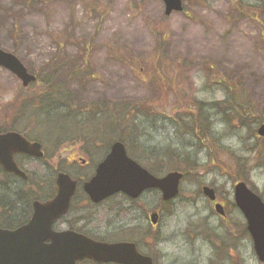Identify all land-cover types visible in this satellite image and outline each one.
<instances>
[{
  "label": "rangeland",
  "instance_id": "obj_1",
  "mask_svg": "<svg viewBox=\"0 0 264 264\" xmlns=\"http://www.w3.org/2000/svg\"><path fill=\"white\" fill-rule=\"evenodd\" d=\"M183 3L184 12L166 16L162 0H78L72 2L73 8L63 0H53L48 5L41 0H0V47L17 56L35 74L56 58L69 63L74 59L77 66L88 65L94 79L62 78L76 108L103 101L143 104L155 100L154 115L141 117L142 126L139 119L136 121L141 138L129 144L130 156L147 168L155 165L158 176L174 170V163L155 164L151 155L172 157L175 153L202 165L183 179L179 196L170 203L162 202L160 192L149 191L133 202L117 195L100 207L98 210L104 212L99 220L104 239L134 241L155 264H262L255 255L245 218L231 205L237 183L234 179L245 181L264 200V138L254 136L249 129H230L211 113L212 132L222 149L208 146L207 141L201 147L181 123L190 114V98L205 103L224 99L216 85V79L222 76L239 80L264 117V0H243L242 4L238 0ZM94 7L104 15L102 20L89 13ZM160 28L164 29L160 33L166 35L164 48ZM159 48L173 62L165 82L148 77ZM31 92L24 91L12 73L0 68V128L14 127L42 144L44 160L22 156L16 160L33 179H41L44 184L40 195L44 197L58 170L83 180L89 178L104 158L100 150L91 146L108 145V141L92 143L75 138L78 134L69 121L46 125L43 110L33 117L25 113L14 118ZM183 96L188 97L186 102ZM177 99L181 107L176 105ZM177 115L182 122L172 121ZM210 153H217L216 166L210 161ZM80 158L89 164L80 168V161H74ZM237 160L246 163L245 168L235 167ZM5 182L6 186L0 183L2 189L21 187ZM203 186L214 188L220 201L233 210L227 223L208 207ZM122 207H133L134 213H119ZM152 211L160 213L155 230L148 218ZM219 235L223 249L215 250L213 245H217Z\"/></svg>",
  "mask_w": 264,
  "mask_h": 264
},
{
  "label": "water",
  "instance_id": "obj_2",
  "mask_svg": "<svg viewBox=\"0 0 264 264\" xmlns=\"http://www.w3.org/2000/svg\"><path fill=\"white\" fill-rule=\"evenodd\" d=\"M165 15L183 12V0H162ZM0 68L12 73L27 88L36 81L15 55L0 48ZM257 134L264 137V123ZM15 155H26L35 159L44 157L42 145L29 142L15 132L0 134V166L23 180L27 174L15 162ZM184 174L172 171L164 177H155L131 159L122 142L113 144L111 153L98 166L96 175L84 185L92 202L100 203L122 193L138 199L147 190H158L164 202L177 198ZM58 193L47 203H34V214L24 226L10 231L0 228V264H78L85 260L98 264H154L153 259L141 254L136 244L129 242L103 243L91 240L75 232L56 233L55 222L67 214L71 199L76 191V182L64 173L57 177ZM203 194L211 202L216 201L215 190L205 186ZM234 198L237 208L247 222L258 260L264 262V202L244 182L235 185ZM216 212L224 215L222 205L215 206ZM152 225H157L159 215H150Z\"/></svg>",
  "mask_w": 264,
  "mask_h": 264
},
{
  "label": "trees",
  "instance_id": "obj_3",
  "mask_svg": "<svg viewBox=\"0 0 264 264\" xmlns=\"http://www.w3.org/2000/svg\"><path fill=\"white\" fill-rule=\"evenodd\" d=\"M41 1L44 5H48L53 0ZM63 1L73 8L72 2H77L78 0ZM238 1L241 2V4L243 3V0ZM26 5L28 4L26 3ZM95 8L96 7L91 9L92 11L89 13H91L92 16L100 17L102 20L104 15L98 13L99 11ZM160 30L162 29L160 28L158 30V34L161 37V47L164 48L166 35L164 33L161 34ZM165 55V51L159 48L154 55V67L150 70L148 77H151L153 80L155 79L159 82H165L167 76L169 75L168 73H170L172 68L171 65H173V62L171 63ZM71 62L72 63H69L67 60H60L59 58H56L53 60V63L37 71V82L30 87V91H33V93L31 92L32 94L28 95V99L24 100V102L20 104L14 118H18L21 116L20 114L23 116L25 113L32 115L33 117L43 110L44 114L47 116L48 124L46 125H52L54 122L69 121L74 124L73 130L74 132L76 130L75 133L78 134L75 138L82 139L83 141H94L92 143L107 140L108 145L119 140L124 142L129 149V144L131 142L141 138L138 134V131L140 130H138V128H140V126L136 124V121L139 119V123L142 126L143 119L141 117L154 115L153 107L156 104L155 100L151 99L147 103L143 104H134L131 102L120 104L103 101L85 105L86 107L84 108H76L71 104V92L67 89V84L62 78L68 77L70 79L73 77H81L85 79V81H89L94 79L95 76L94 72L88 65L77 66V63H73L75 62L74 59H72ZM182 65L184 67L185 63L183 62ZM211 71H213L212 68ZM216 85H218L220 90L224 93V99L221 102L205 103L193 97L190 98L189 102L187 101L189 106L186 104L190 110V114L185 115V121L181 123L183 124V127L189 129L190 132L195 135L196 139L200 141L201 147L204 145L205 141H207L208 146L213 145L219 150L222 148L217 144L218 138L212 132V118L214 115L219 116L221 118V122L223 124L225 123V125L230 129H249L252 131L254 136H257L258 129L256 126L260 127L264 123V117L258 106L255 103H252L250 97L248 96V92L242 86V83H240L239 80H231L222 76L219 80L216 79ZM164 91L166 92V89ZM182 98L184 102L188 99V97L185 96ZM25 101H28V103L26 104ZM179 101V99L176 100V105L181 107L179 105ZM182 106H184V103ZM61 111H66L67 114H60ZM79 116L84 118L80 121L73 120ZM177 120L178 122H182L180 115H177L172 121L177 123ZM10 130L13 129L0 128V133H5ZM21 132L28 139H31L24 131ZM209 149L211 148L209 147ZM129 152L132 155L130 149ZM215 154L217 153H210L209 156L210 161L216 166L215 163L217 160L214 156ZM154 157L151 155L150 158L155 162V164L157 162H173L174 170L183 172L185 174V178L191 174V171L197 169L198 167H202V165L193 161L191 157L187 156L182 158V155L178 156L175 153H173L172 157H169V154L156 158ZM245 164L240 162V160H237L234 165L238 169H242L245 168ZM169 166H171V164H169ZM148 169L154 174L159 173V171H156L155 165H149ZM0 173L2 174L1 169ZM240 181L243 180L234 179V182ZM233 205L235 206L234 203Z\"/></svg>",
  "mask_w": 264,
  "mask_h": 264
},
{
  "label": "flooded vegetation",
  "instance_id": "obj_4",
  "mask_svg": "<svg viewBox=\"0 0 264 264\" xmlns=\"http://www.w3.org/2000/svg\"><path fill=\"white\" fill-rule=\"evenodd\" d=\"M28 90V89H27ZM25 90V91H27ZM117 141H114L110 143V145L100 144L97 146H91L92 148H96L101 151V154H104V158L102 161H100L96 167L94 168V171L90 174L91 176L87 178L86 180L73 177L69 173L68 175L72 178L73 181L76 182V191L74 196L71 199L70 208L67 214L59 218L55 224L53 225V231L56 233H63V232H75L77 234H81L91 240L97 241V242H106V243H113L108 241V239L103 238V224L99 222L100 217H104V212L102 209L100 211L98 210L100 207H103L104 205H107L111 199L116 197L117 195H123V194H116L112 197L107 198L106 200L100 202V203H94L90 199V197L86 194L84 190V185L89 182L95 175L98 169V166L107 158V156L111 153V149L113 144H115ZM83 145V144H82ZM87 145H83L84 147ZM85 147V148H86ZM17 157H20V155H17ZM27 157V156H22ZM45 158V157H44ZM75 162L80 161L81 165L80 168H83L87 166L89 163L84 158L75 159ZM17 162V160H16ZM19 165V163L17 162ZM20 167V165H19ZM21 168V167H20ZM2 174L0 173V183H2L3 186H6L8 182H5V180H8L10 182L14 183V186L20 184L21 187L13 188V187H5L2 189V186H0V228L4 230H16L24 225H26L32 218L34 214V203L40 202L42 204L47 203L51 200H53L57 193H58V186H57V177L61 173H65L62 170L56 171V178L54 184L50 186V191H47V194H45L44 197H41V190L43 189V182H41V179L36 177L33 179L31 175L27 174V179L23 180L22 178L15 176L13 174H9L5 172L1 167ZM22 170V168H21ZM67 174V173H66ZM10 194L14 195L15 199H10ZM12 197V196H11ZM124 197H127L124 195ZM13 198V197H12ZM129 199L128 201L133 202L136 200ZM217 203H220L224 208V215L218 216L220 221L223 223L228 222V217L231 215L232 209H228L225 203L220 201L219 196L217 195V201L215 203H211L208 205V207L211 209L212 213L215 215H218L215 211V205ZM233 207V204L231 205ZM93 210H96L93 211ZM231 210V211H230ZM128 212V213H134L133 207H122L118 212ZM101 214L103 216H101ZM118 216H120L118 214ZM152 229H156V226H153L150 224ZM219 241L217 242V245H213V248L215 250L223 249L221 246L223 245V239L222 236H218ZM233 238V237H230ZM252 239V238H251ZM115 242V241H114ZM117 242H132L131 240H120ZM253 242V241H252ZM137 244V243H136ZM229 248L231 250V257L233 256V241H230ZM254 249V248H253ZM83 263H93L90 261H85ZM82 264V263H80ZM95 264V263H94Z\"/></svg>",
  "mask_w": 264,
  "mask_h": 264
}]
</instances>
